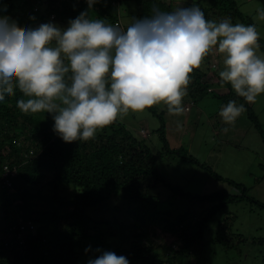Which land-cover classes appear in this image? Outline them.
<instances>
[{
	"label": "trees",
	"instance_id": "16d2710c",
	"mask_svg": "<svg viewBox=\"0 0 264 264\" xmlns=\"http://www.w3.org/2000/svg\"><path fill=\"white\" fill-rule=\"evenodd\" d=\"M112 1L99 0L89 9L87 0H0V7L6 6V11L0 15L10 17L22 28H35L54 20L50 19L52 14L55 19L70 21L87 11L90 17L92 12L99 13L105 23L113 26L121 21L119 27L126 30L134 19L151 16L154 5L167 12L196 5L210 15L209 20L218 22L230 18L234 24L255 23L236 0H186L177 7L173 0H129L134 3V10L128 14L133 20L125 24L121 15L124 0H115V5ZM259 44L264 51L261 38ZM211 68L217 70L218 65ZM191 75L194 79L188 86V94H206L204 77L207 72L196 69ZM217 96L225 104L243 99L232 89ZM21 98L17 90L14 96L0 101V203L3 191L15 188L13 175L27 186L18 197L10 193L17 208L29 197V187L43 180L47 172L52 174L55 191L65 184L73 186L75 192L73 198L67 200L71 209L65 213L55 210L26 217L22 215L24 206H21L19 222L10 230L0 231V264H77L83 253L98 256L96 249L123 255L130 264H205L202 261L203 227L210 218L232 202L248 201L264 208V202L248 195L244 184L231 179L226 181L238 190L236 194L217 190L199 195L172 185L160 170L158 156L150 145L120 121L99 132L94 140L66 143L53 131L54 122L47 121L39 113H22L16 106ZM242 103L264 140V130L253 108L244 99ZM142 129L140 133L147 135ZM157 131L163 142V154L203 165L183 147L170 146L164 121ZM207 168L214 178L223 179L211 167ZM6 169L11 170L7 176L10 185L3 180ZM160 185L170 188L173 194L209 200L214 205L196 220L186 222L185 214H177L171 220V210L162 208V196L156 193ZM54 198L59 199L58 194H54ZM59 202L63 201L59 199ZM99 206H107L106 211L110 213L95 215ZM233 218L228 214L219 220L214 236L215 242L227 248L247 239L233 232L230 225ZM29 221L37 225L20 244L16 235L21 223ZM253 242L264 245V237L253 238ZM86 249L89 250L86 252Z\"/></svg>",
	"mask_w": 264,
	"mask_h": 264
},
{
	"label": "clouds",
	"instance_id": "9594fccd",
	"mask_svg": "<svg viewBox=\"0 0 264 264\" xmlns=\"http://www.w3.org/2000/svg\"><path fill=\"white\" fill-rule=\"evenodd\" d=\"M87 2L90 9L99 0ZM256 19L264 20V10ZM259 40L255 23L208 20L196 5L170 12L154 5L151 16L134 19L126 30L87 11L66 28L51 22L22 28L0 15V101L19 90L23 98L16 106L22 113H48L64 142H87L128 115L161 104L182 115L191 74L215 51L223 56L221 81L255 103L264 94ZM245 111L244 104L230 100L219 116L234 126ZM95 251L99 255L87 264H130L113 251Z\"/></svg>",
	"mask_w": 264,
	"mask_h": 264
},
{
	"label": "rangeland",
	"instance_id": "374dc122",
	"mask_svg": "<svg viewBox=\"0 0 264 264\" xmlns=\"http://www.w3.org/2000/svg\"><path fill=\"white\" fill-rule=\"evenodd\" d=\"M173 1L176 7L186 2V0ZM236 1L241 10L253 18L260 38L264 41V20L256 19L259 10H264V0ZM198 7L200 8V6ZM133 10L134 3L124 0L121 15L125 24L133 20V17L129 18L128 16ZM91 14V18L105 21L104 18L99 17V13L92 12ZM207 14L205 17L209 20L210 15L207 16ZM49 22L61 28H66L69 24V20L61 21L58 18L49 20ZM260 53L264 54V51L260 49ZM212 65H218V69H212ZM223 67V56L215 51L205 58L202 70L207 72L204 77L207 92L204 95L200 92L187 94L183 104L185 107L192 103L191 109L186 110L185 108L182 115L170 114L166 106L161 104L152 108L157 113L152 109H146L145 113L128 115L121 123L150 145L158 156L160 170L172 185L181 187L185 192L199 195L217 190H227L236 194L238 190L226 181V179H231L244 184L249 196L264 202V140L253 121L248 117L247 110L237 119L234 126L224 124L219 116L221 107L226 104L217 95L232 89L230 84L223 83L219 77V72L223 70ZM193 79L194 77H192V82ZM242 102L243 99H240L237 104L245 105ZM249 106L253 108L264 130V94L260 95L255 103H249ZM39 114L47 121L54 122L50 114ZM162 121L165 123L166 136L170 146L183 147L203 165L186 163L176 155L162 153L163 142L157 131ZM224 127L229 128L227 133L222 131ZM142 128L146 130L147 135L140 133ZM207 167H211L223 179L214 178ZM47 174L38 184L29 187V197L24 202L22 201L18 208L13 204L12 199L15 195L20 196L27 186L19 181L16 175L12 176L15 188L9 192L3 191V199L0 203V231L10 230L14 223L19 222L21 206H24L22 215L26 214V217H36L38 213L55 210L65 213L71 209V204L67 200L73 198L74 187L61 184L59 190L55 191L51 182L52 174L49 172ZM158 192L162 196V208L171 210V220H174L177 214H185L186 222L196 220L214 205L209 200L202 201L182 194H173L172 190L164 185L157 188L156 193ZM10 193L14 196L11 197ZM54 194H58L59 199L63 202L54 198ZM9 199L11 200L9 201ZM106 208L107 206H99L97 213L94 214L101 213L100 216H102L103 213H110L109 210L106 211ZM228 214H232L234 217L230 222L233 232L247 238L240 244L236 245V243L235 246L232 245L229 248L214 241L219 220ZM36 225L35 222L34 227ZM257 237H264V208L248 201L229 203L223 210L210 218L203 227L202 261L205 264H264V245L253 242V238ZM95 257L94 254L83 253L77 264H87L89 259Z\"/></svg>",
	"mask_w": 264,
	"mask_h": 264
},
{
	"label": "built area",
	"instance_id": "2783aa9c",
	"mask_svg": "<svg viewBox=\"0 0 264 264\" xmlns=\"http://www.w3.org/2000/svg\"><path fill=\"white\" fill-rule=\"evenodd\" d=\"M112 3H113V5H115L116 4V1L113 0ZM50 18L51 19H55V15L52 14ZM120 24H121V21L115 23L116 26H119ZM191 104L185 106L186 110H190L191 109ZM142 132L145 133V130L142 129ZM9 173H11V170L10 169H6V172L3 174L4 183L7 184V185H10L11 184V182L7 178V176H8ZM33 228H34V225L30 221L27 222V223H21V225H20V231L16 235L17 236V239L20 242V244H23L24 243L26 236L30 233V231Z\"/></svg>",
	"mask_w": 264,
	"mask_h": 264
}]
</instances>
